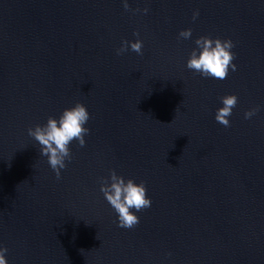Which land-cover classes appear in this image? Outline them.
Listing matches in <instances>:
<instances>
[{
  "label": "water",
  "instance_id": "95a60500",
  "mask_svg": "<svg viewBox=\"0 0 264 264\" xmlns=\"http://www.w3.org/2000/svg\"><path fill=\"white\" fill-rule=\"evenodd\" d=\"M0 0V247L40 264L134 179L226 79L186 67L195 40H231L238 66L264 38V0ZM147 8V14L143 9ZM140 9V11H135ZM199 16L193 20V14ZM191 29V38L179 37ZM139 33V36L134 35ZM143 55H117L122 42ZM83 104L86 144L57 180L29 128Z\"/></svg>",
  "mask_w": 264,
  "mask_h": 264
},
{
  "label": "clouds",
  "instance_id": "9594fccd",
  "mask_svg": "<svg viewBox=\"0 0 264 264\" xmlns=\"http://www.w3.org/2000/svg\"><path fill=\"white\" fill-rule=\"evenodd\" d=\"M123 7L129 10L127 0H123ZM135 11H140L136 9ZM149 10L143 9L147 14ZM199 16V12L193 14V20ZM139 36V33H134ZM192 30L187 29L179 33V37L187 40L191 38ZM194 49L187 61L186 67L203 78H214L224 80L229 74V69L236 71V65L232 63L235 59L231 49L233 42L229 40L211 39L201 36L195 40ZM143 55V42L137 39L135 42L123 41L117 50V55H123L128 50ZM223 107L219 108L215 115V120L224 127H230L228 117L232 115V109L236 107L238 98L235 95L222 97ZM259 111L254 108L245 112V119H250ZM90 120V114L86 107L81 103H76L74 107L65 109L59 119L49 117L46 125H37L34 129H28V135L35 139L41 146L40 153L48 158V164L55 172L57 180L61 178V170L66 168L65 161L71 160L69 145L73 140L78 141L79 147L86 144L85 136L89 134V129L85 125ZM100 191L106 201L118 214V227L132 229L139 224L140 220L133 213L141 212L152 205L150 198H147V190L144 182L136 184L132 179H125L118 176L115 171L110 173L108 179L102 178ZM6 247H0V264H7Z\"/></svg>",
  "mask_w": 264,
  "mask_h": 264
}]
</instances>
